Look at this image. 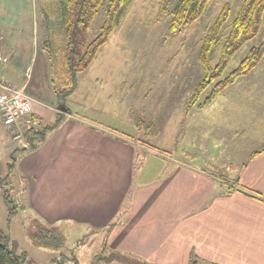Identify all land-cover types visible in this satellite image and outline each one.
Listing matches in <instances>:
<instances>
[{
	"label": "crops",
	"instance_id": "0c3cea01",
	"mask_svg": "<svg viewBox=\"0 0 264 264\" xmlns=\"http://www.w3.org/2000/svg\"><path fill=\"white\" fill-rule=\"evenodd\" d=\"M59 1L0 0V77L24 89L41 124L64 111L56 96L63 80L41 20V4ZM81 82L59 126L18 155L21 207L59 230L75 223L90 235L102 231V250L107 243L150 264H190L192 253L207 264H264V200L248 191L264 197V150L249 152L234 186L183 158L169 159L158 179L135 184L136 142L71 107Z\"/></svg>",
	"mask_w": 264,
	"mask_h": 264
},
{
	"label": "rangeland",
	"instance_id": "374dc122",
	"mask_svg": "<svg viewBox=\"0 0 264 264\" xmlns=\"http://www.w3.org/2000/svg\"><path fill=\"white\" fill-rule=\"evenodd\" d=\"M241 1L211 0L190 28L172 33L162 0H130L122 8L108 43L90 68L80 74L81 88L72 98L71 107L118 128L136 142L135 184L158 179L172 158L191 161L232 183L237 181L249 152L264 147V57L211 104L197 107L219 79L203 92L196 105L187 109L190 96L205 74L198 52L207 29L225 3L231 4L233 16ZM41 8L43 41L52 52L60 85L64 79L61 55L65 44L62 14L57 4H41ZM105 14L106 5L94 19L90 38L98 34ZM263 41L264 15L256 36L235 53L222 77ZM220 54L221 46L212 55L213 64ZM137 115L147 122L138 125ZM44 120L43 124L53 122ZM19 125L20 129L13 132L0 117V178L8 176L0 184V227L9 235L11 247L18 253L25 252L35 264H98L102 231L90 235L85 226L60 225L62 241L54 246L33 240L36 219L28 207H21L20 201L9 218L3 188L15 197L20 183L15 171H8L7 163L14 149L29 147L25 132L34 126L25 122ZM18 133L21 135L16 138Z\"/></svg>",
	"mask_w": 264,
	"mask_h": 264
},
{
	"label": "trees",
	"instance_id": "16d2710c",
	"mask_svg": "<svg viewBox=\"0 0 264 264\" xmlns=\"http://www.w3.org/2000/svg\"><path fill=\"white\" fill-rule=\"evenodd\" d=\"M130 0H61L57 3L64 27L65 44L62 49L61 66L63 73V84L56 89L58 102L67 108L68 98L79 85L82 72L87 71L98 56L102 47L108 43L111 34L119 23L122 8ZM173 0H162V9L169 16V30L172 33L190 28L204 13L211 0H177L173 6ZM106 5L105 19L98 34L90 38V30L99 10ZM264 15V0H242L238 9L232 16L231 4L225 3L217 15L215 21L208 27L198 52V60L202 64L205 74L196 85L190 96L187 109H191L201 98L203 92L217 80L205 99L198 104V108H204L211 104L220 92L234 83L240 76L249 74L264 57V41L253 46L241 60L237 67L222 77L225 69L235 53L250 39L258 33ZM44 46L48 49L47 42ZM221 46V54L213 64L212 55L217 47ZM63 110V109H62ZM66 112L60 111L53 123L39 124L31 127L25 132L28 148H16L11 152L10 161L7 163L9 172H13L18 155L26 149L35 148L43 142L49 132L59 126ZM138 125L147 121L136 116ZM260 150H264V147ZM260 151H256L258 153ZM8 177V176H7ZM6 177V178H7ZM0 178V184L3 180ZM225 182H230L224 179ZM239 180L232 182L238 184ZM229 186L230 190L233 187ZM247 190V189H246ZM254 196L264 200V197L255 191H250ZM3 196L6 202L9 218L16 208V195L13 197L10 190L3 188ZM19 199V198H18ZM20 201V200H19ZM118 224V220L111 224L110 229ZM36 243H46L57 246L62 241L61 231L56 226H47L36 221V230L32 234ZM101 261H118L126 264H150L138 257L121 252H110L107 243L104 244L98 263ZM0 264H35L28 258L25 252L18 253L11 247L9 235L0 227ZM190 264H201V261L192 253Z\"/></svg>",
	"mask_w": 264,
	"mask_h": 264
},
{
	"label": "built area",
	"instance_id": "2783aa9c",
	"mask_svg": "<svg viewBox=\"0 0 264 264\" xmlns=\"http://www.w3.org/2000/svg\"><path fill=\"white\" fill-rule=\"evenodd\" d=\"M32 99L25 93L23 88H18L9 83L6 79L0 77V117L3 124L11 129L13 132L20 129L21 123H32L37 127L40 124L39 119L33 116ZM32 116V119L29 117ZM19 127V128H18ZM20 133L15 135L20 137ZM19 207V199L15 200Z\"/></svg>",
	"mask_w": 264,
	"mask_h": 264
},
{
	"label": "water",
	"instance_id": "95a60500",
	"mask_svg": "<svg viewBox=\"0 0 264 264\" xmlns=\"http://www.w3.org/2000/svg\"><path fill=\"white\" fill-rule=\"evenodd\" d=\"M61 107H62V109L64 110V111H66L67 110V108L64 106V105H60Z\"/></svg>",
	"mask_w": 264,
	"mask_h": 264
}]
</instances>
